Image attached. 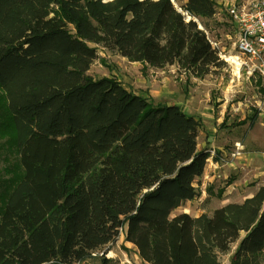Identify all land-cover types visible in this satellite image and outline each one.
I'll return each mask as SVG.
<instances>
[{
  "label": "trees",
  "instance_id": "trees-1",
  "mask_svg": "<svg viewBox=\"0 0 264 264\" xmlns=\"http://www.w3.org/2000/svg\"><path fill=\"white\" fill-rule=\"evenodd\" d=\"M216 2L0 0V158L17 159L0 174V264H81L121 232L147 264H222L235 244L230 264L264 263V187L172 216L201 196L202 122L88 74L96 46L197 79L222 70L197 22Z\"/></svg>",
  "mask_w": 264,
  "mask_h": 264
},
{
  "label": "rangeland",
  "instance_id": "rangeland-1",
  "mask_svg": "<svg viewBox=\"0 0 264 264\" xmlns=\"http://www.w3.org/2000/svg\"><path fill=\"white\" fill-rule=\"evenodd\" d=\"M216 1V16L206 21L198 19L197 22L200 29L209 32L210 40L219 44V58L224 62L222 70H217L204 79H197L178 71L176 65L166 66L160 70L141 63L134 64L115 52L96 46L98 60L95 61L88 74L96 79L115 78L126 89L134 94L146 96L154 104H172L188 100L191 105L188 108L197 114L205 128H200L199 150L203 149V144L210 132L213 133V129L219 131L221 128L225 130L227 139L232 136L235 139H241L246 133L251 134L250 137L247 134L245 139L248 138L251 149L264 158V78L259 74L250 76L244 68L239 69L240 72L236 75L232 64L227 60L230 57L239 56L236 51L237 34L229 10L233 6L240 7L260 0ZM187 19L189 20L188 16ZM256 112L258 116L251 126ZM202 114L206 117H201ZM227 123L230 125H226ZM245 125L247 126L244 127ZM216 142H219V137ZM214 144L216 145L215 142ZM216 147L211 150L217 151ZM227 147L234 148L230 143ZM219 155L224 156L222 152H219ZM228 156L229 154H226L224 157L228 158ZM16 161L15 152H2L0 174L4 179H9L13 175ZM203 193L201 191L198 199L186 202L183 207L175 210L172 216L184 212L192 216H198L201 212L211 214L213 210L224 204L222 197L217 196V192L213 191L212 196L207 194V199H202ZM228 197L234 200L233 194ZM236 248L237 244L233 245L228 255L220 257L222 264H230V256ZM133 249L128 242H125V234L121 232L117 241L99 250L81 264H104L103 258L108 261V264H146L140 262Z\"/></svg>",
  "mask_w": 264,
  "mask_h": 264
},
{
  "label": "crops",
  "instance_id": "crops-1",
  "mask_svg": "<svg viewBox=\"0 0 264 264\" xmlns=\"http://www.w3.org/2000/svg\"><path fill=\"white\" fill-rule=\"evenodd\" d=\"M138 95L146 98V96H143L141 94ZM166 104L177 105L181 107V109L187 115L194 117L196 116L198 118L197 114L188 108L191 106L188 100L180 103ZM166 104L158 103L156 105L165 106ZM201 117L206 116L202 114ZM253 124L254 122L251 124V126H253ZM226 125L230 124L227 123ZM246 126L247 125H245L244 127ZM202 128L205 129L204 126H202ZM247 134L248 133H246L245 136ZM216 135H218L219 137V142H216L218 138H216ZM245 136L241 139H235L234 136L227 139L225 130L223 131L221 130V128L219 129V131L213 129V133L210 132L209 136L206 138V142L203 144L204 147L201 151L208 152L211 150V148H214L217 145L216 148H218V154L219 152H222L225 156L226 154H230L229 152H233L235 146L240 144L244 148V152L242 156H240V158L235 160L232 164L222 165L219 163L218 159L212 160L210 164H207L204 171L205 174L203 175V177L199 178L196 183V188L202 191V193L204 192L202 195V199H207V194H210L212 196L213 191H215L217 192V196L222 197L223 199L224 204L222 206H225L228 203H241L246 198H251L253 195H255L260 187H264V158L261 157L258 153L254 152L253 149H251L250 143L247 141L248 138L245 139ZM250 136L251 134L248 137ZM214 142L216 143V145L214 144ZM229 143L233 145V149H229L227 147ZM206 188L208 190H206ZM232 194L234 200H231V198L228 197ZM202 213L205 212H201L200 214ZM129 245L131 246V248H134L133 250L137 254V249L132 244L129 243ZM137 257L139 258L138 254ZM140 262L142 261L140 260Z\"/></svg>",
  "mask_w": 264,
  "mask_h": 264
},
{
  "label": "built area",
  "instance_id": "built-area-1",
  "mask_svg": "<svg viewBox=\"0 0 264 264\" xmlns=\"http://www.w3.org/2000/svg\"><path fill=\"white\" fill-rule=\"evenodd\" d=\"M235 32L237 34L236 51L238 52L240 69H245L249 75L259 74L264 78V0L249 2L247 5L234 7L229 10ZM210 40L209 32L205 31ZM218 50L219 44L210 40ZM210 164L218 159L222 165L232 164L242 156V146L236 145L228 158L219 155L216 150L208 151Z\"/></svg>",
  "mask_w": 264,
  "mask_h": 264
},
{
  "label": "bare ground",
  "instance_id": "bare-ground-1",
  "mask_svg": "<svg viewBox=\"0 0 264 264\" xmlns=\"http://www.w3.org/2000/svg\"><path fill=\"white\" fill-rule=\"evenodd\" d=\"M227 60L232 64L235 74L236 75L239 74V72H240L239 69H240V65H241L239 58L238 57H230Z\"/></svg>",
  "mask_w": 264,
  "mask_h": 264
},
{
  "label": "water",
  "instance_id": "water-1",
  "mask_svg": "<svg viewBox=\"0 0 264 264\" xmlns=\"http://www.w3.org/2000/svg\"><path fill=\"white\" fill-rule=\"evenodd\" d=\"M189 20H191V18H189Z\"/></svg>",
  "mask_w": 264,
  "mask_h": 264
}]
</instances>
